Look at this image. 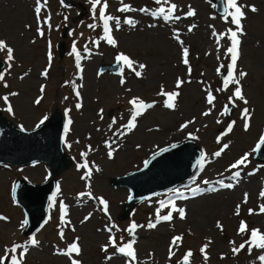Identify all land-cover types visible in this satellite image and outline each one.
<instances>
[{
    "label": "rangeland",
    "instance_id": "obj_1",
    "mask_svg": "<svg viewBox=\"0 0 264 264\" xmlns=\"http://www.w3.org/2000/svg\"><path fill=\"white\" fill-rule=\"evenodd\" d=\"M75 1L87 9L85 17L77 21L75 19L82 12L80 8H66L60 0H47L45 7L41 0V19L50 15L52 26L49 30L47 25H43L45 34L41 37L37 32L34 11L36 0H0V41H5L14 50V60L9 62L11 68L6 64L2 72L0 110L15 127H23L27 131L38 128L45 116L49 118L55 111H61L65 124L71 120L69 131L65 133L64 149L72 159L70 167L57 176L40 164L0 166V217L6 218L0 219V257H5L6 249L20 244L28 245L23 264H71L67 256L58 254V250H66L71 243L77 242L81 251L78 256L73 253L72 258L80 264H109L120 257L111 246L107 252L103 251L109 237L114 236L118 244L123 237L122 243H127L132 239L127 229L135 222L140 226L135 229V239L141 243L134 244L136 261L132 264H181L189 250L193 254L191 264H259L256 257L261 250L253 248L249 255L246 245L234 255L232 249L244 243L252 229L264 232V212L260 210L264 205V198L260 197V192L264 191V163L256 161L253 152L259 137L264 134V0H238V4L244 6L245 15L241 20L242 34L237 33L240 43L237 45L234 76L239 77L241 71L246 73L240 79V86L248 103L235 101L234 107L229 97L233 96L235 85L230 84L227 90L217 89H223L224 75L231 62L230 54H226L232 44L228 38L229 29H237L230 23V16L225 20L224 15L216 13L213 0H172L178 6L176 14L181 19L167 24L147 13L121 12V0H107L106 14L121 21L119 30L114 26L112 29V35L118 42L116 48L103 40L98 46L93 43L103 34L101 22L93 20L88 0ZM124 3L135 9L149 8L152 11L159 7L154 0H124ZM252 6L256 12L250 10ZM189 7L195 10L194 16L185 15ZM98 14L99 6L97 17ZM126 17L138 21L135 28L123 23ZM91 23L98 27L90 29L88 25ZM150 24L157 26L150 28ZM192 25L195 27L189 31ZM65 27L70 28L66 36L68 48L61 60L57 45L63 41ZM174 30L178 31L183 47L189 49L188 65L183 63V49L174 38ZM213 32L223 34L219 46ZM74 44L81 54L80 68H77L75 56L71 54ZM49 50L53 57L50 67ZM118 53L146 65L140 78L127 67L123 70V85L120 73H99L102 65L116 62ZM6 57V50L0 51V60L6 61ZM221 65L223 67L218 74L217 68ZM45 70L48 73L46 77L42 75ZM178 79L184 83L177 89ZM161 87L165 92H179L173 109L164 107L166 97L158 95ZM208 90L215 97L212 105L207 103ZM4 96L9 98L12 113L6 111ZM133 97H139L146 103H156L137 118L136 127L129 132L125 125L131 117L129 101ZM77 103L81 104L79 109L76 108ZM226 106L230 113L222 115ZM244 108L251 113L247 131L242 119ZM65 110H68L67 117ZM205 112L209 115H203ZM188 121L193 122L181 129ZM233 121L231 132H227ZM176 126L178 135H181L179 141L195 142L204 157L196 175L173 189L148 198L133 208L128 219L119 221L118 216L129 200L130 192L113 188L110 180L142 169L152 157L148 155L150 147L171 135L164 130ZM190 134L197 139H191ZM224 144L229 147L219 157L214 156ZM109 151L113 153L112 158L108 156ZM82 153L87 155L82 156ZM245 153H250L247 166L229 170ZM85 161L91 169L90 178L85 175L88 169L77 168ZM235 171H240V177L232 182L228 177ZM20 179L37 185L55 179L59 185V191L57 188L55 191L56 199L49 206L47 223L27 237L24 236L26 226L23 225L25 214L13 198L14 185ZM204 180L211 183L203 184ZM219 180L233 183L234 187L224 189L216 183ZM196 186L202 191L193 196L189 189ZM213 187L217 190L211 191ZM176 190L188 198H177ZM101 199L107 202L108 215L104 213ZM169 199H174L178 208L185 209V219L181 220L178 213L173 212L171 221H161L149 229L147 225L155 223L157 210L161 215L168 213L170 209L161 208L160 201L167 204ZM61 202L66 206L64 224L60 221ZM237 205L240 206L239 215L235 214ZM249 209L253 214H249ZM241 220L248 226L247 235L238 234ZM217 222L222 225V230L217 227ZM112 225L116 227L109 232ZM61 230L63 240L60 238ZM175 236L183 239L178 247H172L174 255L169 259V248ZM33 238L38 242L36 246L31 245ZM208 241L211 243L202 254L201 248ZM22 251V248L17 249V258ZM205 254L207 260L204 259ZM7 255L9 259L4 264H10L12 253ZM128 261L126 257L125 264Z\"/></svg>",
    "mask_w": 264,
    "mask_h": 264
},
{
    "label": "snow or ice",
    "instance_id": "obj_2",
    "mask_svg": "<svg viewBox=\"0 0 264 264\" xmlns=\"http://www.w3.org/2000/svg\"><path fill=\"white\" fill-rule=\"evenodd\" d=\"M88 2L91 5V12H92V16H93V20H99L101 22L102 25V30H103V34L102 36L99 38V40L94 41L93 43H95L97 46L100 43V40H103L104 42H106L109 46L111 47H118V42L116 41V39L114 38V36L112 35V29L113 26L119 30L120 28V18L115 17L113 15L110 14H106V10L108 8V3L107 0H88ZM44 6L46 7L47 5V0H43ZM154 3L156 5H158L159 7L155 10L152 11L149 8H141V9H135L133 8L131 5L124 3V0H121V4L122 7L119 9V11L121 12H142V13H147L150 14L153 19H157L160 20L162 19L164 23H169V22H175V21H179L181 19V16L176 14V10L178 8L176 3H173L172 0H154ZM61 4L64 5V0H61ZM99 6V14L97 17V8ZM244 6L239 5L238 4V0H226L225 2V7H224V19L227 20V18L230 16L231 20L230 23L235 24L236 25V31H232L231 29H229L230 32V36L228 37L231 41L232 44L230 47L227 48L226 54H230V64L228 65V70H227V76L224 78L223 80V89H217V91H221V90H227L229 88L230 84L235 85V89H234V93L233 96L229 97V102L233 105V107L235 106V101H241L244 104H247L248 101L247 99L244 97V95L242 94V89L240 86V79L243 78L244 76H246V73H244L243 71L239 72V77H235L234 76V69H235V65L237 63V58H238V50H237V45L240 43V41L237 39V33L240 32L242 34V25H241V20L244 18V12L242 10ZM252 12H256L257 9L252 6L250 9ZM35 14H36V18H37V23H38V27H37V32L38 34L43 37L44 36V30H43V25H47L48 29L51 30V16L48 15L46 16L43 20L41 19L40 13L42 11V7H41V0H36V7L34 9ZM195 10L192 9L191 7L188 8L187 12H186V16L191 17L194 16ZM65 20L68 19L67 16L64 17ZM114 22V25L113 23ZM123 23L126 24L127 26H129L130 28H135L136 25L138 24V21L131 18V17H126L123 20ZM156 24H150L148 25V27L150 28H154L156 27ZM88 27L90 29L95 30L98 25L96 23H91L88 25ZM195 25H192L189 28V31L192 30V28H194ZM69 35H72V33L70 32ZM214 36H217L216 39V43L219 46L220 44V39L222 38L223 34H217L215 32H213ZM174 38L179 42V44L181 45L182 49H183V63L185 65L189 64V60H188V56H189V49L186 47H183V41L180 40L179 37V33L178 31L174 30ZM49 49H51V42L49 41ZM7 53V57H6V61L5 63L8 64V67L11 68V64L9 62L14 60V50L12 47L7 46L5 41H0V51H5ZM85 51H89V49L87 48V46L85 47ZM71 54L75 56L76 59V64H77V68H80V60H81V54L80 52L77 50V48L75 47V44L73 45L72 49H71ZM53 57H52V53L51 50H49L48 53V60H49V67L51 66V61H52ZM118 66H120V75H121V80L120 83L121 85H123L125 83V79L123 76V70L124 67H127L128 69L132 70L135 74V76L137 78H140L142 76V70L146 67V65L144 64H138L136 61L132 60L128 55L124 54V53H118L115 57ZM223 65H221L220 67L217 68V73L220 74V68H222ZM139 69V70H137ZM82 71V69H81ZM191 71L190 67H189V72ZM47 70H45L44 73H42V75H44L45 77L47 76ZM4 80V73H0V81ZM184 83V81L178 79L177 83H176V88L178 89L179 87H181V85ZM5 87H7L8 85L5 84ZM41 91H43V88L41 89ZM11 95H17V93H11ZM158 95L160 96H164L166 97V99L163 101L164 107L168 108V109H173L175 107V99L176 97L179 95L178 91H173V92H165L163 90V87H161V91L158 93ZM77 96H79V93L77 92ZM65 99H67V97H65ZM215 97L212 93L211 90H208L207 92V103L209 105L213 104ZM4 103L7 105L6 111H8L9 113L13 112L12 106L9 103V98L8 96H4L3 97ZM39 101H37L38 103ZM155 101L152 103H146L143 100H141L139 97H133L130 101L129 104L132 106L130 109L131 112V117L128 121V123L125 125V128L127 129V131L131 132L135 127H136V121L137 118L139 116H141L143 114V112L147 109H151L155 106ZM81 107L80 103H77L76 108L79 109ZM229 109L226 106L224 109V112H222L221 114H225L228 113ZM102 112L103 110L101 109V118H103L102 116ZM64 115L67 117L68 115V110H65ZM203 115L207 116L209 115V112H205L203 113ZM48 119L47 116H45L41 121L40 124H44V122ZM242 119L244 120V130L247 131L250 127V120H251V113L249 112L248 108H244L242 110ZM193 121H188L187 123H185L184 125L181 126V129L186 128L188 126V124L192 123ZM219 123V121H217ZM113 123H115V120H113ZM235 123V121L232 122V124L228 125L227 128V132H231L232 130V125ZM69 124H71V120H68V122L64 125V132L67 133L69 131ZM39 127V125H38ZM21 130L23 131V127L21 128ZM226 134V133H225ZM191 139L195 140L197 139V137L195 135H191ZM219 143V138L218 141ZM264 146V134H262L259 137V140L257 142V144L255 145L253 152L255 151H259L261 150V147ZM70 147V145H69ZM172 147H175V145H173ZM229 147L228 144H224L223 147L214 153V156L219 157L221 155V153L227 149ZM168 149H163V151H167ZM112 151L108 152V156L109 158H112ZM82 156H86L87 153H82ZM250 153H245L244 156H242L239 160H237L235 163H233L230 166V169H238L240 167V165H244L245 167L246 165V161H248V157H249ZM204 157H201V160H203ZM198 165L200 164V161L197 162ZM147 164V162H146ZM93 167H95V165H93ZM203 166L201 165V168ZM77 168H85L88 169V171L85 173V175L90 178L91 177V169L88 168V164L85 161V163L83 164H78ZM96 171H99V168H96ZM250 175L252 173H249ZM240 177V171H235L232 176L228 177L229 180H236L238 181ZM84 178V177H82ZM203 184H210L211 182L208 180H204L202 181ZM216 183H218L220 185V187L224 188V189H231L234 187L233 183H225L224 180H219ZM192 193L193 196L197 195L198 193H201L202 189L199 186L193 187L189 189ZM211 191H216L217 189L215 187L210 189ZM57 191H59V185H57ZM175 196L177 198H183V199H187L188 197L184 195L183 192L176 190L175 191ZM260 197L264 198V191L260 192ZM56 199V193H53V196L50 198V206L51 203L54 202ZM245 203L247 202V194H245ZM100 203L104 206V213L105 215H108V205L107 202H105L103 199L100 200ZM160 207L161 208H165L168 207L170 210L168 211L167 214L165 215H161L160 211L157 210L156 213V220L155 223L153 222H149V224L147 225V227L149 229H153L157 226V224H159L161 221H171L173 219V212L178 213L179 218L181 220L185 219L186 216V211L184 208H178L175 204V200L174 199H169L167 204L165 203V201H160ZM239 208L240 206L237 205L236 207V215H239ZM261 212H264V205L261 206ZM60 211H61V217H60V221L61 224L65 223V215H66V206L61 202L60 203ZM249 214H253V210L249 209ZM0 219H6L4 217H0ZM87 219V217L85 218ZM45 223H47V221H45ZM28 224V220L25 219L23 221V225H27ZM116 227L115 225H112L111 227L108 228V231L111 232L112 228ZM138 226L135 222H133L130 227L127 229V231L129 232V235L132 236V239L129 240L127 243H122L123 241V237H121V243L118 244L115 237L114 236H110L109 237V241L108 244L105 245L103 247V251L107 252L108 251V247L111 246L112 248L115 249V251L121 255H123L124 257L129 258L128 264H132V262L136 261V252L134 249V244L136 243V239H135V229ZM217 227L220 228L222 230V225H220L219 222H217ZM118 230V229H117ZM238 234H244L247 235L248 234V226L246 224L245 221L241 220L240 224H239V229H238ZM60 238L63 240L64 238V233L63 230L60 231ZM183 239L182 236H175L172 239L171 242V246L169 248V259H171V257L174 255V253L172 252V247H178L179 246V242H181ZM37 241L36 239H32L31 240V245L32 246H36L37 245ZM211 241H208V243H206L202 248H201V253L204 254L205 253V249L208 247V244H210ZM234 243V242H232ZM248 246V252L249 255L252 254V249L255 248L257 250H261V254H259L256 259L259 261V264H264V232H262L260 229H252L250 232V236L248 237V239L245 240L244 243L240 244L239 247H234L232 249L233 254H238L241 250H243L245 248V246ZM22 248L23 251L20 253V257L17 258L16 252L17 249ZM28 250V245H20V244H15L13 245V247L11 249H6V255L5 257H0V264H4V261L9 259L8 257V252H11L12 255L10 257V264H23V257L24 254L27 252ZM81 249L79 248L77 242H73L71 243L66 250H58V254L60 255H65L67 256L70 261L71 264H80V262L76 259L72 258V254L75 253L77 256L80 254ZM192 252L189 250L188 252H186L183 256V259L181 261V264H190V257L192 256ZM207 255H204V259L207 260ZM108 259H111V256L108 257Z\"/></svg>",
    "mask_w": 264,
    "mask_h": 264
},
{
    "label": "water",
    "instance_id": "obj_3",
    "mask_svg": "<svg viewBox=\"0 0 264 264\" xmlns=\"http://www.w3.org/2000/svg\"><path fill=\"white\" fill-rule=\"evenodd\" d=\"M64 2L69 6L74 4L72 0H64ZM215 3L218 12L224 14L222 1L215 0ZM59 51L63 56L66 51L64 43L59 46ZM3 67L4 63L0 61V71ZM105 71L116 74L120 71V66L118 64L104 66L101 73ZM63 134L64 121L59 112L55 113L40 129L33 132L15 129L0 114V164L28 165L42 162L51 166L53 174H59L70 165V159L66 157L62 148ZM184 148L183 158L175 164L156 165L158 157H155L141 172L112 181L115 186H124L132 192V199L124 206L121 219L127 218L132 208L143 199L176 185L191 173L200 159V152L192 143L184 144ZM256 158L264 161V148ZM55 184V181L41 186L24 182L16 184L15 199L24 208L28 218L29 227L26 234L38 229L45 221Z\"/></svg>",
    "mask_w": 264,
    "mask_h": 264
},
{
    "label": "bare ground",
    "instance_id": "obj_4",
    "mask_svg": "<svg viewBox=\"0 0 264 264\" xmlns=\"http://www.w3.org/2000/svg\"><path fill=\"white\" fill-rule=\"evenodd\" d=\"M164 131L165 133L167 132V134H171V135L156 141L150 147L148 151V155H151V156L158 155L157 156L158 162L156 163V165L163 164V163L175 164L177 161H181V159L184 156L183 154V151H185L184 144L182 141L181 142L179 141L181 139V135H178L179 131H177V126L176 128L170 127ZM173 145H175V147H172ZM118 149L121 150V148H118ZM163 149H168V150L163 151ZM137 243H141V241L136 240L135 244ZM125 259L126 257L120 254V257L118 260L115 259L112 263H109V264H125Z\"/></svg>",
    "mask_w": 264,
    "mask_h": 264
}]
</instances>
